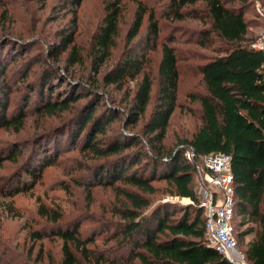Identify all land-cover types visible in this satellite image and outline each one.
<instances>
[{
  "label": "trees",
  "instance_id": "1",
  "mask_svg": "<svg viewBox=\"0 0 264 264\" xmlns=\"http://www.w3.org/2000/svg\"><path fill=\"white\" fill-rule=\"evenodd\" d=\"M39 1L46 5L49 0ZM257 1L264 10V0ZM83 2L63 0L52 7V14L60 8L71 19L55 32L44 57L30 61L26 47L22 49L24 39L0 35V130L19 135L31 115L38 124L56 121L27 145L18 142L1 151V170L6 163H22L0 194L13 200L33 191L47 168L77 151L89 161L84 169L91 182L83 186L113 188L123 200L107 209L115 219L103 220L92 236L83 237L78 222L60 223L61 212L38 199L39 215L51 225L32 237L61 239L59 264H233L208 245L206 212L196 189L205 157L222 153L231 158L234 175L232 223L238 247L248 264H264V52L252 48L257 40L252 22L264 21L257 15L248 19L251 1L168 0L165 19L208 22L197 33L198 46L221 43L214 56L202 57L191 67L192 78L201 82L187 94L185 105L179 102L182 74L172 35L161 45L158 88L153 93L155 79L145 66L149 51L159 44L162 26L157 11L144 4L138 5L120 59L102 73L113 57L125 8L124 0H103L104 17L93 37L89 74L79 79L62 74L60 62L67 70L85 66L76 43ZM199 3L204 5L202 15L194 8ZM5 5L0 0V8ZM147 15L146 34L134 42ZM36 59L42 67L32 77ZM129 83L136 88L127 90L121 108L108 88L123 90ZM14 97L19 106L12 108ZM186 107L190 116L200 113L198 125L190 136L178 135L170 148L172 119ZM188 151L193 160L186 158ZM160 182L167 185L166 197L190 199L192 204L153 205ZM99 232L106 233L108 244L113 242L104 250L94 247Z\"/></svg>",
  "mask_w": 264,
  "mask_h": 264
},
{
  "label": "rangeland",
  "instance_id": "2",
  "mask_svg": "<svg viewBox=\"0 0 264 264\" xmlns=\"http://www.w3.org/2000/svg\"><path fill=\"white\" fill-rule=\"evenodd\" d=\"M63 0H49L46 5H42L39 0H5V9L0 8V35L17 37L24 39L26 49L25 57H30V61L44 57L47 49L54 40V34L59 29L65 27L71 15L68 12H62L59 8L55 14L51 9ZM251 1L247 17L252 21V17L259 16L261 21L264 17V10L259 1ZM168 0H124V12L119 22V36L116 38V46L113 57L102 68V73L108 71L116 65L124 52L128 31L133 23L135 12L139 4H144L147 8L155 9L162 26L161 38L157 48L149 51V57L145 69L150 71L155 79L153 93L157 91L158 67L162 57L161 45L172 35L176 37L177 43L173 44L178 50L180 70L182 80L180 85L179 102L187 104L186 96L201 81L198 78H192L191 67L202 61V57H212L219 51L220 42L213 46L202 48L198 46L199 35L197 33L203 28L208 27V22H201V19L185 18L184 20L165 19L164 13ZM239 3L237 2V6ZM103 0H84L78 11V28L76 34V43L80 47L81 54L85 58V66H76L66 69L65 63L60 62V71L74 79L87 76L89 74V64L91 62V48L93 37L104 17ZM194 8L199 9V15H202L204 5L197 4ZM253 33L258 39L264 34L263 22H252ZM148 28V15L145 18L143 27L139 36L134 42L143 38ZM13 33L14 35H12ZM194 39V40H193ZM142 48V47H139ZM146 50V49H145ZM147 52V51H146ZM66 57V56H65ZM64 57V58H65ZM15 58H19L16 56ZM34 62L33 73L40 71L42 62ZM102 75V74H101ZM100 79V76H99ZM135 83H129L123 90H117L115 87L108 88V94L115 100L116 105L125 107V93L130 89L131 93L135 91ZM155 100V95L153 96ZM15 103L12 108L18 107V97H14ZM186 110L177 111L171 122L168 136V147L175 146L178 135L190 136L198 125L200 113L193 111L194 115L187 114ZM37 117L29 116L26 129L19 135L12 132L0 130V154L2 150L11 147L15 143H30L35 135L56 125V121H36ZM41 126L45 127L44 129ZM27 145V144H24ZM3 154V153H2ZM67 159H63L58 164L47 168L42 179L38 182L35 189L18 195L13 200H5L0 194V264H59L62 258V240L58 237L49 236L43 240H36L32 233L38 229H46L51 225L47 218L39 215L38 209L41 204L51 210H59L62 217L60 223H79L80 231L83 237L92 236L95 227L103 220L115 219L107 209H114L123 200L119 192L113 188L94 186L87 189L84 183H90L87 177V169H84L85 163L89 161L79 152L72 151L66 154ZM65 155V156H66ZM64 156V157H65ZM21 160L16 163H6L3 170L0 169V187L7 183L21 165ZM198 178L196 189L198 188ZM81 182V183H79ZM80 185V186H79ZM159 192L153 197V205L169 202L180 206L192 204L190 199L166 197L167 185L165 182L157 184ZM12 186H9L11 188ZM8 188V189H9ZM41 201L40 203L38 202ZM121 200V201H120ZM8 203H13L9 206ZM234 225V223H233ZM101 229L105 230V227ZM97 240L94 247L104 250L109 244L106 241V233L99 232L95 235ZM240 249H243L240 246Z\"/></svg>",
  "mask_w": 264,
  "mask_h": 264
},
{
  "label": "built area",
  "instance_id": "3",
  "mask_svg": "<svg viewBox=\"0 0 264 264\" xmlns=\"http://www.w3.org/2000/svg\"><path fill=\"white\" fill-rule=\"evenodd\" d=\"M260 14L264 16L261 11ZM252 48L264 52V34ZM186 158L193 160V152L188 151ZM198 180L197 194L206 212L208 245L233 264H248L234 236L235 189L231 158L222 153L208 155L204 166L198 167Z\"/></svg>",
  "mask_w": 264,
  "mask_h": 264
}]
</instances>
